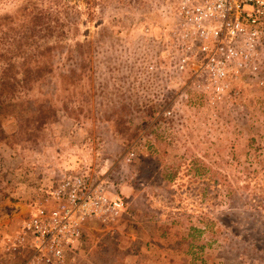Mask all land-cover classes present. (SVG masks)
Listing matches in <instances>:
<instances>
[{
  "label": "rangeland",
  "instance_id": "1",
  "mask_svg": "<svg viewBox=\"0 0 264 264\" xmlns=\"http://www.w3.org/2000/svg\"><path fill=\"white\" fill-rule=\"evenodd\" d=\"M175 2L0 0V264L72 177L124 208L62 264H264V45L217 89L175 68Z\"/></svg>",
  "mask_w": 264,
  "mask_h": 264
},
{
  "label": "built area",
  "instance_id": "2",
  "mask_svg": "<svg viewBox=\"0 0 264 264\" xmlns=\"http://www.w3.org/2000/svg\"><path fill=\"white\" fill-rule=\"evenodd\" d=\"M175 6L169 36L174 53L182 55L175 68L204 71L202 79L217 89L229 72L257 69L255 57L264 45V0H176ZM54 195L53 207L38 208L15 239L30 249L25 264H62L83 222L114 218L124 208L103 184L91 186L79 177L68 178Z\"/></svg>",
  "mask_w": 264,
  "mask_h": 264
}]
</instances>
